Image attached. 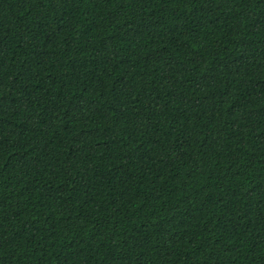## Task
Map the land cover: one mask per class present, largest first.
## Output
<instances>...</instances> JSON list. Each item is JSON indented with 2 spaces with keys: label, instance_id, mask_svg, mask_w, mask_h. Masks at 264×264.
Listing matches in <instances>:
<instances>
[{
  "label": "trees",
  "instance_id": "1",
  "mask_svg": "<svg viewBox=\"0 0 264 264\" xmlns=\"http://www.w3.org/2000/svg\"><path fill=\"white\" fill-rule=\"evenodd\" d=\"M0 264H264V0H0Z\"/></svg>",
  "mask_w": 264,
  "mask_h": 264
}]
</instances>
